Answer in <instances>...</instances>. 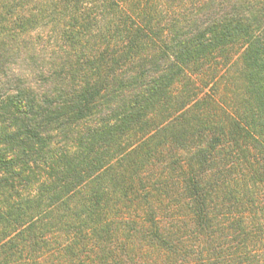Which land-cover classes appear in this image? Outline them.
<instances>
[{
	"label": "trees",
	"instance_id": "trees-1",
	"mask_svg": "<svg viewBox=\"0 0 264 264\" xmlns=\"http://www.w3.org/2000/svg\"><path fill=\"white\" fill-rule=\"evenodd\" d=\"M0 264H264V0H0Z\"/></svg>",
	"mask_w": 264,
	"mask_h": 264
}]
</instances>
